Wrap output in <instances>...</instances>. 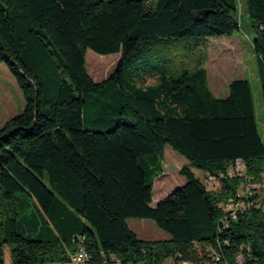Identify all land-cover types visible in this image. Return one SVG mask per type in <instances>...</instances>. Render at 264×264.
<instances>
[{
	"label": "trees",
	"instance_id": "16d2710c",
	"mask_svg": "<svg viewBox=\"0 0 264 264\" xmlns=\"http://www.w3.org/2000/svg\"><path fill=\"white\" fill-rule=\"evenodd\" d=\"M246 6L264 66V0ZM238 10L237 0H0V64L25 102L0 127V264H65L80 247L93 264H264L251 83L233 80L215 97L206 69L209 39L241 30ZM89 50L121 56L103 82L89 74ZM89 101L101 111L85 128ZM167 145L187 159V182L152 206ZM238 160L245 174L228 175ZM248 181L256 191L239 197ZM20 194L39 218L21 215ZM232 202L243 208L227 211ZM131 219L170 239L140 240Z\"/></svg>",
	"mask_w": 264,
	"mask_h": 264
},
{
	"label": "rangeland",
	"instance_id": "374dc122",
	"mask_svg": "<svg viewBox=\"0 0 264 264\" xmlns=\"http://www.w3.org/2000/svg\"><path fill=\"white\" fill-rule=\"evenodd\" d=\"M239 7V20L241 30L235 33L233 40H226L228 37L209 39L212 42L209 50V61L206 69L208 71V84L212 91L217 94L222 92L220 86L226 87L232 79L237 78L243 70H249V79L253 92V99L256 112V120L259 133L264 142V105L261 96V77L263 74V63L255 54L252 40L254 33L250 27L251 20L249 18L246 6V0H237ZM239 41V44H238ZM120 54L101 56L89 50L86 55V62L89 74L96 82H103L108 79L115 71L120 60ZM220 81V82H219ZM150 84L153 81H149ZM229 83V84H228ZM228 89V86H227ZM24 97L20 90L16 79L9 72L5 64L0 65V127L10 119L18 116L24 111ZM100 106L95 101L87 104L85 108L84 127L92 126L93 121L100 114ZM164 173L154 181L153 203L155 206L170 194L175 188L186 184L187 180L180 174V170L188 167L189 163L185 157L173 150L171 146L165 147V154L162 161ZM196 177L205 183L204 172L192 169ZM264 182V172L257 185ZM231 204L229 203L225 209ZM37 202L34 198L26 194L18 196V208L21 215L31 221L39 218L37 212ZM140 220L131 219L128 221V226L140 240L143 241H164L169 240L170 236L159 229L153 221L148 220L145 226H137ZM25 226L23 225L24 231ZM26 229V228H25ZM26 234V233H25ZM5 261L10 263V247L5 250ZM118 263L120 260L117 259ZM188 261H172L166 260L164 264H181ZM190 264H195L188 262Z\"/></svg>",
	"mask_w": 264,
	"mask_h": 264
},
{
	"label": "built area",
	"instance_id": "2783aa9c",
	"mask_svg": "<svg viewBox=\"0 0 264 264\" xmlns=\"http://www.w3.org/2000/svg\"><path fill=\"white\" fill-rule=\"evenodd\" d=\"M244 174H245V166L240 160H238L236 164L232 168H230L228 171V175H231V176L232 175L242 176ZM206 183H207V187L212 190L217 188L213 181V178L211 177H208L206 179ZM258 186L260 188L259 190H263V193H264V182ZM255 191H256L255 185L252 184L250 181H248L247 184L244 186L243 190L240 191L239 197L244 196V195L250 196ZM230 204L231 205L226 209L227 211H230V212H235L238 209L243 208L242 203L232 202ZM210 254L212 258H214L216 261L220 260L219 256L215 252H212V253L210 252ZM111 260H112V264H120L115 258H111ZM91 261H92L91 254L85 248L80 247L78 251L75 254H73L70 260L66 262L65 264H93ZM49 264H57V263H49ZM181 264H190V263L187 262V263H181Z\"/></svg>",
	"mask_w": 264,
	"mask_h": 264
},
{
	"label": "crops",
	"instance_id": "0c3cea01",
	"mask_svg": "<svg viewBox=\"0 0 264 264\" xmlns=\"http://www.w3.org/2000/svg\"><path fill=\"white\" fill-rule=\"evenodd\" d=\"M235 35V34H234ZM231 36V37H228V39H226V40H233V39H236L235 38V36ZM238 39H236V41H237ZM211 44H212V42H211ZM238 44H239V41H238ZM1 65V64H0ZM249 73H251V72H249V70H243V72L241 73V74H239V75H237L238 77L237 78H235V79H232L231 81H233V80H242V79H246V80H248L249 82H250V79H249ZM263 79H264V70H263V74H262V77H261V82L263 81ZM220 82V81H219ZM229 84V83H228ZM210 86V85H209ZM218 86H220V87H222L221 88V91L222 92H218L217 94H215L213 91H212V89H211V87H210V90H211V92H212V94L215 96V97H219V98H224V97H226L227 95H228V89H227V86L226 87H223L221 84H218ZM24 105H25V102H24ZM193 171V170H192ZM194 173V172H193ZM149 222H148V220H140L139 222H138V224H136L137 226H145L146 224H148Z\"/></svg>",
	"mask_w": 264,
	"mask_h": 264
}]
</instances>
